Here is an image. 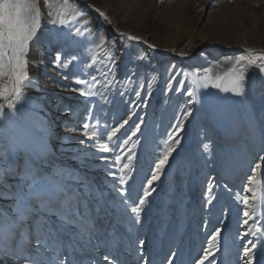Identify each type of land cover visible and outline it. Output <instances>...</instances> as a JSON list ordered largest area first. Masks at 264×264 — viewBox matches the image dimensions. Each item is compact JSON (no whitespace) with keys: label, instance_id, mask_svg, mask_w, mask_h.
I'll return each mask as SVG.
<instances>
[{"label":"rangeland","instance_id":"obj_1","mask_svg":"<svg viewBox=\"0 0 264 264\" xmlns=\"http://www.w3.org/2000/svg\"><path fill=\"white\" fill-rule=\"evenodd\" d=\"M70 2L84 13L70 26L73 40L68 39L67 28L50 22L49 9L40 0L42 31L29 54L40 68L33 76L29 73L34 86L28 89L40 95L33 98L27 90L16 117L0 121V156L13 140L30 148L46 145L43 159L48 174L62 180L77 195L86 194L81 211L85 228L90 230L32 235L29 241L18 234L15 240L6 242L0 226V264H23L26 257L39 259L40 264H195L217 227L222 228L220 250L209 261L242 264L244 244L247 240L256 242V237L249 235L242 240L238 234L253 228L256 221L241 226L242 205L234 195L243 194L257 162L264 177V72L247 67L242 96L202 85L204 77L214 78L230 68L229 58L246 54L247 49L264 52V39L252 38L256 32H264V0H153L152 6L145 0ZM76 28L82 35L75 36ZM85 29H90L91 35ZM129 34L137 39L128 40ZM101 35L106 40L104 48L113 49L119 57L114 74L107 78L101 72L113 65L104 49L96 48ZM184 36L201 38L200 48L209 51L217 41H245L248 46L226 48L215 58H200L203 61L199 67L187 69L173 52L164 57L141 45L147 37L151 49L157 50L158 45L168 48ZM94 53L98 56L95 68L100 71L92 74L99 80L96 90L103 95L91 98L92 113L87 122L106 139L105 128L129 120L118 134L121 139L110 144L109 153L91 147L96 142L87 141L79 131L68 130L86 116L82 98L71 88L80 66L89 71L87 65L92 64ZM207 53L203 51L202 56ZM58 54L62 60L78 57L76 67L70 66L69 79L57 67ZM108 80L112 83L105 88ZM141 83L151 84L150 94L139 88ZM190 89H195V97L187 95ZM136 91H141L140 97ZM185 112L191 113L187 119H183ZM182 119L183 128L177 133L175 125ZM135 124H140V129L132 136ZM169 133L179 136L180 144L154 182L156 190L147 198L137 223L131 207L143 196V185L162 156ZM81 139L86 143L79 144ZM115 155L121 156L119 163L114 161ZM98 156H108L109 160ZM129 156L132 170L127 183L120 185L108 172L118 178L119 168ZM210 182L217 197L212 204L207 203ZM114 183L125 190L123 196L117 194ZM11 203L0 197V218L10 214ZM255 252L256 264H264L259 243Z\"/></svg>","mask_w":264,"mask_h":264},{"label":"snow or ice","instance_id":"obj_2","mask_svg":"<svg viewBox=\"0 0 264 264\" xmlns=\"http://www.w3.org/2000/svg\"><path fill=\"white\" fill-rule=\"evenodd\" d=\"M44 7L48 8V17L53 25H59L68 29V39L73 40L71 25L78 22V18H82L84 13L81 12L75 3L70 0H43ZM88 21H85L87 24ZM91 35L90 29H85ZM42 31V9L40 0H0V121L8 120L9 117H16L18 105H21L26 99V91L34 86V81L29 75V54L31 46L37 42L38 34ZM82 35L81 29H75V36ZM124 34L121 33L123 38ZM128 40H136L135 36H128ZM105 38L99 36V43L96 48H103L106 58L111 62L113 67L108 71L101 72L105 78L110 74H114L116 62L119 57L113 49L104 48ZM115 44V42H113ZM246 54L229 58L231 67L214 78L211 76L204 77L203 87L209 86L221 88L224 91L231 92L236 96L244 94L245 72L247 67L254 66L259 71L264 72V52H256L252 49L245 50ZM78 57L72 55L70 58L62 60L58 54L55 57L57 67L64 70V78L69 79L68 72L70 66L76 67L74 64ZM92 64L87 65L88 72L84 71V66H80L78 74L74 77L75 86L71 91L78 93L82 98L80 103L84 105L86 116L84 121L76 127L69 128L71 132L79 131L81 135L87 138V141H95L90 145L96 147L101 153H109L111 151L110 144L119 141L121 130L125 129L129 120L124 119L118 126L110 129L105 128L106 139L97 131L96 126L87 122L91 118L92 108L89 107L91 98L102 96L103 93L96 90L99 80L93 72L100 70L95 68L98 56L94 53L91 56ZM126 79L131 80L130 77ZM112 81L108 80L104 85L106 88ZM179 83L183 84V81ZM141 90L147 89L150 94L151 84L141 83ZM123 95V93H120ZM195 89L187 92L189 97H195ZM137 97L141 96V91H136ZM73 115H79L71 109H66ZM190 112H185L183 119L190 116ZM130 119V117H129ZM183 119L175 125L176 132H180L183 128ZM142 120V118H141ZM140 124H135V130L131 135L135 136L139 131ZM131 139V136L128 137ZM169 141L171 143H169ZM83 145L86 140L78 141ZM124 144L128 140L123 141ZM165 150L162 156L156 161L151 176L143 185V196L139 198L138 204L131 207V212L135 217V221H140V214L143 206L147 203V198L151 193L155 192L154 182L160 179L161 173L165 168L169 158L176 150V146L180 144L179 136L169 133L168 140L164 142ZM119 147V144H117ZM208 146L205 145V148ZM23 151L24 155H21ZM46 152V145L37 144L35 147H29L15 140L10 142L9 148L0 156V197L5 200H11L10 214L0 218V226L3 228L5 241H13L19 234L25 241H29L32 235L40 236L43 234H57L66 230L86 231L84 225L85 216L81 211V200L85 193L73 192L71 188L62 180L53 179L49 174V168L45 167L43 156ZM94 155V154H93ZM11 157V159H9ZM98 159L108 161V156H98ZM264 160V157H261ZM114 161H121L120 155L114 156ZM132 156L128 157V162L119 168L121 175L117 178L116 174L109 171L108 175L118 179L120 185L126 184L128 173L131 172ZM50 167V162H49ZM19 169V171H17ZM261 164L257 162L255 167L251 169V175L247 177V183L243 186V194L235 193L234 200L242 205V224L248 226L250 221H256L253 228H249L242 234H238L242 240H247L249 235L256 237V242L247 240L242 249V264H256L257 244L261 246L264 252V177L258 171ZM61 175V173H57ZM75 179V178H73ZM12 181V182H10ZM117 194L123 196L124 189L113 185ZM214 185L209 183L207 203L212 204L217 199L213 195ZM225 188L231 192V189L225 185ZM79 191V186H77ZM225 217L227 209L223 210ZM256 218H259L258 221ZM222 228L217 227L208 239L207 247L203 249V254L195 261V264H205L209 261V257H213L220 250L219 241ZM143 241L140 244L143 245ZM250 245V246H249ZM105 260L109 257L105 256ZM23 264H40L39 259L25 258ZM63 264V262H61ZM145 264H148L145 261ZM168 264H172L171 261ZM209 264H213L209 261Z\"/></svg>","mask_w":264,"mask_h":264},{"label":"bare ground","instance_id":"obj_3","mask_svg":"<svg viewBox=\"0 0 264 264\" xmlns=\"http://www.w3.org/2000/svg\"><path fill=\"white\" fill-rule=\"evenodd\" d=\"M145 2H146V4L148 3L149 6H152L153 0H145ZM114 27L118 28L117 24H114ZM128 36H130V34ZM252 38H254L256 40L264 39V32L258 31L255 34H253ZM141 41H143L142 43H144V44L141 43V45H143V47L146 50L151 51V52H157L158 55H160V56L169 57L170 56L169 54L171 52H173L175 57L177 59H179V62L183 63L182 65H184V67L187 69H190L193 67H199V65L202 64V62H200V60H202V59H200V58H204L205 60L215 58L220 54V52L222 50H225L226 48L227 49L228 48L229 49H235V48H241V47L246 48L248 46V43H246L245 41H237L235 43L217 41L215 43L214 42L212 43L213 45H215L214 50L209 51V50H206L207 49L206 47L200 48L201 38L198 39V38H194L192 36L187 38L184 36V37H179V39L175 40L174 42H171L170 46L168 48H163V47H160V45L156 44V45H158V49L153 50L150 48L153 45L152 44H151L152 46L148 45V42H150V41L147 37H143V40H141ZM203 51H206L209 53L202 56ZM167 53H169L168 54L169 56L167 55ZM191 56H193V59L190 58ZM29 61H30L29 73L31 74V76H33L39 70L40 67L33 60L29 59ZM28 92H29L30 96L33 98H37L40 95V94L35 93V91H33V90H28ZM237 102H238V100H236V103ZM213 164H215V163H213Z\"/></svg>","mask_w":264,"mask_h":264}]
</instances>
